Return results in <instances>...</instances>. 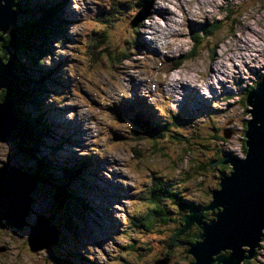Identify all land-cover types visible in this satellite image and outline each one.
<instances>
[{
  "label": "clouds",
  "instance_id": "9594fccd",
  "mask_svg": "<svg viewBox=\"0 0 264 264\" xmlns=\"http://www.w3.org/2000/svg\"><path fill=\"white\" fill-rule=\"evenodd\" d=\"M146 1L70 0L75 18L67 0H57L56 6L52 2L61 28L50 25L46 38L53 41L36 61L51 67L54 60L65 58L60 75L68 86L59 93L48 87L39 100L50 92L43 100L45 110L50 104L55 110L69 108L64 118L81 122L85 145H73L72 151L80 157L95 155L106 160L100 175L125 189L126 194L109 208L116 230L79 249L90 264H198L190 249L205 241V229L195 220L185 227L184 218L194 209L204 224L218 220L223 205L210 207L214 192L221 191L223 178L234 172L230 161L221 160L230 156L225 152L234 159L247 158L246 133L255 111V98L249 102V94L264 83V0H149L148 13L138 16ZM20 3L12 0L10 5L18 14ZM7 6L8 0H0V7ZM101 10L103 14L98 15ZM58 30L69 39L58 38ZM12 31V24L0 29V64L12 57L5 51ZM133 84L135 95L153 112L145 111L139 100L130 104H138L136 111L143 112L149 123L155 114L162 126L157 135L135 131L130 121L120 119L113 110L132 99ZM186 90L208 102L211 111L178 123ZM7 92V86L0 85V104ZM58 122L61 127L50 130L38 145L46 153L48 144L52 148L65 138L62 148L69 151L67 146L76 141L73 128ZM255 123L261 126L260 120ZM72 151L67 153L74 157ZM10 154L9 140L0 138V168L9 162ZM29 156V165H15L29 172L35 164ZM88 174V179L93 176ZM33 179L36 189L53 190ZM164 184L168 194L156 190ZM74 185L78 187L77 182ZM103 188L102 183L91 190ZM59 195L54 192L56 203ZM176 196L195 208H181ZM51 206V212H57ZM46 220L55 226L52 216ZM239 249L242 256L236 264H264V225L258 228L254 243H240ZM233 251L223 247L212 252L209 264H224L221 258ZM0 264L63 262L53 259L47 246L33 249L28 231L0 223Z\"/></svg>",
  "mask_w": 264,
  "mask_h": 264
},
{
  "label": "water",
  "instance_id": "95a60500",
  "mask_svg": "<svg viewBox=\"0 0 264 264\" xmlns=\"http://www.w3.org/2000/svg\"><path fill=\"white\" fill-rule=\"evenodd\" d=\"M11 2L12 0H8L7 7H0V29L6 30L12 18V25L14 24L17 12L11 9ZM5 51L8 52L6 48ZM12 67V57L7 64H0V85H8ZM249 96V102H253L252 97L255 98V111L254 120L250 122L246 133L249 145L248 156L244 160H239L224 155L225 158H222L221 162L230 161L234 166V172L231 176L223 178L222 190L214 192V201L210 205L215 207L222 204L223 211L217 214L218 220L208 224L203 223L201 213L194 209L190 216L184 218L187 221L185 227L195 220L205 229V241L196 243L191 248L198 264H209L211 253L223 247L234 249L231 256L221 258L224 264H236L242 256L239 244L254 243L258 228L264 225V83H259ZM16 119L12 100L0 104V138L9 140L10 144L14 141ZM256 120L261 121L260 127H256ZM0 170L12 173L6 179L0 180V221L14 228L27 226L26 217L33 210L32 193L36 190L37 184L33 177H26L28 172L17 165H4ZM88 172L87 170V174ZM84 178L88 179V177ZM13 219L15 221L12 222ZM43 223L48 226L46 229H53L57 237L55 226L50 225L44 215L37 216L36 222L31 225L30 234L39 237L45 229ZM40 226H44V229ZM53 244L54 242L51 241L45 243V240L39 237L36 243L31 245L35 249Z\"/></svg>",
  "mask_w": 264,
  "mask_h": 264
},
{
  "label": "trees",
  "instance_id": "16d2710c",
  "mask_svg": "<svg viewBox=\"0 0 264 264\" xmlns=\"http://www.w3.org/2000/svg\"><path fill=\"white\" fill-rule=\"evenodd\" d=\"M52 2L54 6L57 5L56 0H21V3L16 7L19 10V14L16 11L11 43L7 47L11 51L14 61L10 73L11 89L9 90V97L13 101L17 118V127L13 135L16 137L15 141L18 144V148L28 152L29 155L31 154L34 160V168H31L28 173L32 177L34 176L39 184L54 189L57 195L60 194L55 206L57 208H69L76 213L89 215L88 211L92 210V208L89 207L87 198L85 196V199L79 197L78 201L76 195L77 191L83 194V190L80 188L75 190L69 188L67 190V184L85 173L84 171H87V168H85L88 164L87 161L91 163L93 159L89 157L81 158L83 160L82 168H80V164L75 162L69 166L70 161L67 160L65 162L63 159L58 165L60 176L57 179L48 168V165L54 160V152L48 154L38 146L43 142L44 139L42 138L48 135L50 130H58L61 127L57 113L53 111L55 109H52V105L47 107L48 110H45L43 105L44 97L42 101L39 100V95L47 92V84L56 80L53 79L52 70L49 67L40 66L36 63L37 59L47 52V46L51 45L46 35L49 36L51 33L49 17L52 15ZM58 33L60 36L61 34L65 36V33L61 30H58ZM25 48L28 49V52H21ZM50 74L52 78H50ZM25 104L28 106H24ZM137 108L138 104H128L125 106L119 105L113 110L120 119L125 118L131 121L134 124L133 128L135 131L148 133L149 135L159 134L162 126L158 123L157 130L152 128L150 123L143 118V112L136 111ZM65 141V138L61 139V141L58 140L52 144V147L62 148ZM73 186L75 185L73 184ZM156 190L159 193L163 192L159 189ZM178 202L181 208L186 206L191 210L195 208L194 205H188L187 202L182 203L180 200ZM52 217L54 218V216ZM69 220L67 218V222L70 224ZM60 254L63 257H72L71 254L69 256ZM158 264H165V262L160 261Z\"/></svg>",
  "mask_w": 264,
  "mask_h": 264
},
{
  "label": "rangeland",
  "instance_id": "374dc122",
  "mask_svg": "<svg viewBox=\"0 0 264 264\" xmlns=\"http://www.w3.org/2000/svg\"><path fill=\"white\" fill-rule=\"evenodd\" d=\"M67 4L69 9L71 10V13L73 14L74 18L76 16V13L74 10L70 8V0H67ZM150 8V1L145 2V6H143L141 12L138 14V16L143 17L148 13V9ZM71 14V15H72ZM103 10H101L98 15H102ZM72 16V21L73 22L74 18ZM68 17V16H67ZM71 18V16H70ZM13 23V18L12 22ZM49 24L54 26L55 29H60L61 28V18L60 15H57V10L52 9V15L49 17ZM191 30V27H190ZM55 37V36H54ZM58 38H63L65 40H68V38L64 37H58ZM55 38V39H58ZM52 39V40H51ZM53 38L50 37V42L52 43ZM145 45H147V42H143ZM7 49V47H6ZM8 52H11L10 50L7 49ZM47 53V52H46ZM65 62V58L61 57L59 61L54 60L53 64L51 67H49L52 70V76L53 79L56 81H50L51 83L47 84V88L50 87L49 89H57V91H50V92H61L63 91L67 86H68V81L64 80L61 78L60 75V68L61 65ZM45 67V66H44ZM24 76V75H23ZM22 76V77H23ZM50 74V78H52ZM51 80V79H50ZM25 81V80H23ZM57 81L59 82L57 84ZM26 82V81H25ZM136 85L133 84V97L131 100H124L122 101L123 104L128 105L130 102L142 100L140 106L149 113V111L153 112L150 108V106L146 105L144 103L143 98L137 97L135 95L136 92ZM8 92H7V97L6 101L9 100L11 102L10 97H9V90L11 89V82L10 79H8ZM227 91V90H226ZM44 94V97H47V95L50 93ZM253 101V100H252ZM53 105V104H50ZM55 106V104H54ZM147 107V109H146ZM61 110H55V112L59 113V116H57L58 121H61L62 123L67 122L69 127L73 128V133L75 135L76 141H74V144L68 145L67 149L69 151H66L64 148H59L58 147H52L51 144H48L47 146L49 147L48 154H52L54 152L55 158H59V160H63L62 157H67L68 160L70 161L69 163H78L81 165L80 168H82L83 165V160L80 158H73L71 157L70 153L72 151V146L73 145H79L81 147H84L85 145L83 144V134L84 131L81 127V122L77 119L73 120H67L64 118V113L69 110L68 107L65 108H59ZM208 111H211V109L208 107V102L204 101V104L202 103V100H198L193 92H190L189 94H185L183 101L181 102V108H180V113L177 115V118L179 119L177 122L178 123H184L187 122L188 120L192 119L195 115L201 114V113H206ZM155 120L157 118L155 117V114L152 116ZM127 120V119H123ZM154 120V121H155ZM129 121V120H128ZM158 121V120H157ZM131 122V121H130ZM156 122V121H155ZM132 123V122H131ZM157 123V122H156ZM158 124V123H157ZM134 126V124L132 123ZM155 129H158V125L155 126ZM71 133V134H73ZM226 131V135H227ZM46 140V138H43ZM72 143V142H71ZM63 147H65V144H63ZM21 151H24L22 149L18 148V144L16 141H13L11 143V154L9 157V164L12 166L15 164H19L21 166H27L29 165V155L26 152H23L25 155V158L21 156ZM74 155V151H72ZM228 153L230 156H233L230 152H225ZM224 153V155H226ZM78 156V155H77ZM80 157V156H79ZM84 158V157H82ZM89 158L93 159V166L90 165L88 166L89 172L93 173V176H91L89 179H76L74 181H71L70 184H67V187L71 188L72 190L75 189H82L83 194L81 192L76 193L77 199L79 201V197L85 199L87 198V203L92 210L88 211L89 215L84 214L82 215L81 213H76L75 211L69 209V208H57L55 197H54V192L55 190L49 191V189H41L39 190L38 188L33 191L34 194V203L32 204L33 210L29 212V214L26 217V221L28 222L27 226H21L19 228H14L15 230L18 231H28L30 235V243L35 244L38 238H42L45 240V243L47 241L54 242L55 250H52V246L48 247L49 253L52 256L53 259L61 260L63 264H90L80 253L79 249L84 246L85 243L88 242H93V243H98L102 239L107 238L111 232L116 230L117 222L114 221V219L111 216V213L109 212V208L111 207V204L113 201H118L119 198L122 195H125V189L123 186L113 183L112 181L107 180L104 178L102 175H100V169L104 168L105 164L107 163L106 160H101L97 156H89ZM89 165V164H88ZM223 167V166H222ZM94 170V172H93ZM115 175V174H114ZM85 177H89L88 175H85ZM80 181H83V184L79 183ZM78 183V187L73 186V184ZM32 183V182H31ZM103 183L104 188L102 190L96 189V190H91L93 186H99L100 184ZM72 184V185H71ZM83 185V186H82ZM70 186V187H69ZM46 187V186H44ZM86 189H83V188ZM167 188L168 185L164 184L162 187L159 188V190H162L163 192L161 194L167 193ZM85 196V197H84ZM176 199L180 200L182 203L187 202V204H192L188 201H184L180 199L179 196H176ZM214 201V200H213ZM96 203V204H95ZM98 204V205H97ZM57 209V212H51L53 207ZM193 205V204H192ZM51 206V207H50ZM187 207V206H186ZM195 207V205H194ZM50 210L48 211V209ZM189 208V207H187ZM103 209V210H102ZM66 210V211H65ZM44 215L49 221H51V216H54V221H52L55 226L59 229L61 232V237L59 238V232L57 230V237H55V233L53 229L48 230V226H46L44 223L43 225L45 226V229L40 226L41 229H44L42 234L37 237L35 235H31V225H33L36 220L38 215ZM67 218H69L70 224L67 222ZM15 221V219L12 220V222ZM0 223H4V221H1ZM42 224V223H41ZM75 224V225H74ZM101 224V225H100ZM58 241V243H57ZM57 243V244H56ZM53 252V255L51 253ZM60 253L65 254L66 256H69V254L72 255V257H63ZM74 255V256H73Z\"/></svg>",
  "mask_w": 264,
  "mask_h": 264
},
{
  "label": "bare ground",
  "instance_id": "6f19581e",
  "mask_svg": "<svg viewBox=\"0 0 264 264\" xmlns=\"http://www.w3.org/2000/svg\"><path fill=\"white\" fill-rule=\"evenodd\" d=\"M57 1V0H56ZM64 36V34H61V36L60 37H63ZM191 91H189V90H186L185 91V94L187 93V94H189ZM140 102H143L142 100H139ZM202 103L204 104V101H202ZM120 106H125V104H123L122 102H121V104H120ZM146 109H147V107H146ZM148 110V109H147ZM150 125L152 126V128H154L155 129V126H157L158 124L154 121V120H152L151 121V123H150ZM71 134V133H70ZM68 136H70V135H68ZM43 138H46V137H43ZM42 138V139H43ZM59 148L60 147H58V151H59ZM56 157V156H55ZM74 157L75 158H82V157H79V156H77V154L76 153H74ZM232 157H235V156H232ZM64 160H65V162H67V160H68V158L65 156V157H62ZM236 158V157H235ZM50 162V161H49ZM62 162V161H61ZM88 162V164H87V166L85 167V168H88V166H90V165H92L93 166V162H89V161H87ZM59 163H60V160H59V158L57 157V158H55L53 161H52V163L50 164V165H48V168H49V170H51V173H53V175L58 179L59 178V170H60V168H59ZM5 165H9V163H7V164H5ZM11 165V164H10ZM73 172V171H72ZM93 172H94V170H93ZM92 173V172H91ZM86 174H87V171H86ZM9 175H12V173L11 172H9V171H2V170H0V180H4V179H6ZM90 175V174H89ZM26 177H32V176H30V174H26ZM83 177H79V178H76V179H82ZM76 179H73V181L74 180H76ZM81 182H83V181H80L79 183H81ZM69 184H70V182H69ZM68 184V185H69ZM82 184V183H81ZM24 194V196H26L25 195V193H23ZM101 225V224H100Z\"/></svg>",
  "mask_w": 264,
  "mask_h": 264
}]
</instances>
